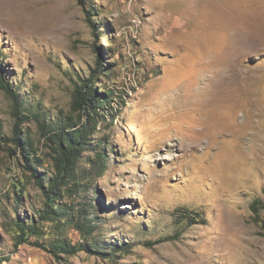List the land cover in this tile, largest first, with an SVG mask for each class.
Listing matches in <instances>:
<instances>
[{
    "label": "rangeland",
    "instance_id": "obj_1",
    "mask_svg": "<svg viewBox=\"0 0 264 264\" xmlns=\"http://www.w3.org/2000/svg\"><path fill=\"white\" fill-rule=\"evenodd\" d=\"M0 63L46 180L41 129L71 116L81 80L126 102L80 164L93 236L116 251L55 258L16 239L45 200L0 90V264H264V0H0Z\"/></svg>",
    "mask_w": 264,
    "mask_h": 264
},
{
    "label": "trees",
    "instance_id": "obj_2",
    "mask_svg": "<svg viewBox=\"0 0 264 264\" xmlns=\"http://www.w3.org/2000/svg\"><path fill=\"white\" fill-rule=\"evenodd\" d=\"M105 67L103 66L100 71L101 77H109L111 74V70ZM0 90L14 104L13 115L16 119L17 133H15L13 143L16 152L24 158L27 171L34 173L36 184L45 200L44 208L38 212V218L32 217L29 223L19 221L16 238L18 244L29 243L42 248L55 258L73 257L81 252L102 256H108L107 251L115 252L116 244L114 242H110L104 247L100 240L93 236L96 229V217H92V215H95V212L90 210L91 205L78 199L83 185L81 184V173L86 172L80 164L83 154L88 150L90 139L95 134L99 119L105 123H107L108 117L114 120L116 117L114 105L122 108L126 106V102L97 77H92L90 81L81 80L72 94L71 116L63 120L61 124H56L53 127L44 126L41 129L40 143L47 150L46 154L50 157L53 167L52 176L46 180L44 173L39 174L40 172L36 168L39 157L33 150L34 140L28 136L21 138L18 136V131L25 121L20 117L17 90H13L10 83L5 80L1 63ZM75 116L76 118H73ZM84 118L86 121H83ZM96 146L100 148L101 143L97 142ZM97 148L92 151L95 152ZM106 156L102 152H96V156L88 163L89 169L98 173L91 177L101 178L105 175L107 171ZM96 164L98 167L95 166ZM66 197L70 198L69 202L65 201ZM253 209L256 211V204ZM46 223L51 225L48 233L54 236V240L43 244L40 242V238L47 239L49 237L47 234L49 228L45 227ZM71 229L81 235L80 243L73 244L66 240L64 233H68ZM31 237L35 238L34 242H30Z\"/></svg>",
    "mask_w": 264,
    "mask_h": 264
}]
</instances>
